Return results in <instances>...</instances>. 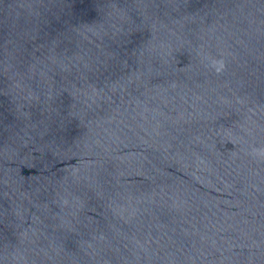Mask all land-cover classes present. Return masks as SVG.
<instances>
[{
  "label": "water",
  "instance_id": "95a60500",
  "mask_svg": "<svg viewBox=\"0 0 264 264\" xmlns=\"http://www.w3.org/2000/svg\"><path fill=\"white\" fill-rule=\"evenodd\" d=\"M0 264H264V0H0Z\"/></svg>",
  "mask_w": 264,
  "mask_h": 264
}]
</instances>
